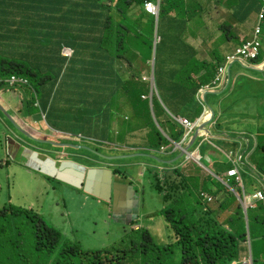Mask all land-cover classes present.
Returning <instances> with one entry per match:
<instances>
[{
    "label": "trees",
    "instance_id": "1",
    "mask_svg": "<svg viewBox=\"0 0 264 264\" xmlns=\"http://www.w3.org/2000/svg\"><path fill=\"white\" fill-rule=\"evenodd\" d=\"M144 1L0 0V92L4 95L16 92L20 96V118L45 113L53 130L73 133L81 141L97 144L117 141L125 146L126 133L119 131L116 135L112 129L117 121L115 111L120 110L114 103L120 93H127L149 108V102L143 99L146 96L143 90L149 91V82H144L137 67L155 60L160 97V100L154 97L152 102L155 120L169 140L181 141L184 131L172 117L192 122L202 117L204 108L197 95L201 88L213 83L227 55L217 48L219 40L232 43L235 49L241 46L246 40L239 37L237 26H243L253 15L257 18L264 8L263 0H226L236 24L225 22L219 26L221 36L214 43V51L210 50L211 59L202 58L200 49L188 40L199 39V30H206V4L162 0L157 24L153 15L143 11ZM220 1L215 0L223 6ZM134 6L140 12L133 21L130 10ZM190 24L194 30L188 29ZM262 40L260 55L250 64L264 62V30ZM65 47L74 50L72 59L61 56ZM133 49L141 52L139 64ZM146 68L151 70L150 66ZM254 74L258 76L260 71L254 69ZM12 77L27 80L28 84L11 86ZM237 77L234 81L237 86L229 85L228 94L234 96L235 102L247 100L255 108V114L264 116V82L244 74ZM225 92L211 96L220 98ZM206 104L210 105L208 100ZM1 113L4 114L0 109ZM143 115L139 114L131 131L146 133L145 154L168 147L169 142L150 112L146 113L149 120ZM212 123L216 133H220L218 136L229 140L226 149L234 155H243L240 171L245 195L242 185L224 178L233 168L227 161L216 162L212 167L221 180L206 173L203 176L204 170L198 166L192 175L181 173L178 164L167 167L166 172L148 168L153 190L165 206L158 216L173 232L169 243H162L158 234L153 236L149 230H133L138 225L132 223L116 248L85 254L76 247H65L60 260L52 259L51 264H70L76 259L86 260V264H241L242 246L249 239L260 242L256 251L251 245L253 264H264L263 202L248 207L246 230L243 203L223 183H228L242 201L244 196L264 190V127L245 134L248 141L245 144L239 136L228 133L229 127L222 125L217 112ZM201 163L205 165L203 160ZM118 174V170L113 171L114 176ZM205 197L214 198L216 210ZM23 228L29 231L26 237L33 241L36 253L50 255L59 245L61 236L57 230L47 226L33 211L10 206L0 211V264L25 263L17 242ZM153 229L154 233L159 230L164 233L163 224L157 223Z\"/></svg>",
    "mask_w": 264,
    "mask_h": 264
},
{
    "label": "rangeland",
    "instance_id": "2",
    "mask_svg": "<svg viewBox=\"0 0 264 264\" xmlns=\"http://www.w3.org/2000/svg\"><path fill=\"white\" fill-rule=\"evenodd\" d=\"M193 3L197 4V1L192 0V4ZM220 4H222L223 6H220L215 1H212L211 4L208 5V10L205 11L204 18L207 24V28L206 30H199L201 32V37L199 39L191 40V43L197 46L198 49H200V56L202 58L211 59L210 50L214 49V43L219 40L221 36L219 26H221L225 22H231L233 24H236V22H234V20L231 18L230 11L227 9V1L221 0ZM253 18L256 20L255 15H253ZM225 45H227V47L230 49L229 51H231V48L234 47L232 43H220L219 40L217 48L223 52V47ZM135 51L137 55V64H139L138 60L139 56L141 55V52L137 51L136 49H133V52ZM152 63L153 62H150L147 65L151 67V70H148L146 68L147 66H145L144 64H139V66L137 67V71L142 74L144 82L155 81V79L145 81L149 78V73L151 75V72L153 73L154 71V65ZM262 66L264 65H259V67L257 68H261ZM245 68L244 66H242V64H234V66L231 68L232 79L237 80V76H240L241 74H254V69L256 68V66L247 63ZM239 71H244L245 73H239ZM153 87H155V85L149 86L150 89H152ZM144 91L147 93L146 88H144ZM262 91L264 92V88L262 89ZM152 93L154 95L153 97H155L156 91ZM1 98H3V106L5 108H8L9 110L11 108L9 104V102L11 101V95L5 97L4 94L0 93V99ZM143 99L149 102V106L151 105L152 99L150 98V96L145 97ZM202 99L203 98H201V100ZM207 99L210 104L208 105V107H212L215 110L220 98L217 96H208ZM244 105L245 106H242V116L234 117L231 121L226 124L229 127V134L239 136V139H242V142L248 144V141L244 138L245 134H249L255 129L258 130L264 127V116L255 113L253 115L249 108H247L248 103L246 102V104ZM145 106V102H139L137 100V97L133 98L127 93H120L117 96L116 101L114 103L115 108H120V110L115 111V118L118 119L117 123L120 122V125L117 130L118 132L123 130L126 133L125 138H127L128 134H130V130H134V125L132 123L126 122V120L133 119L135 121L138 115V111H142ZM209 108L205 109L202 114V117H200L203 122H206L210 118ZM226 110L227 109H222V113H226ZM231 113L232 112H230V114ZM1 114L0 211H3L5 208H8L10 206L31 210L37 216H39V218L47 226L57 230L61 236L59 245L54 249V251L50 255H46L45 253H36L33 241L30 238L26 237L29 231L23 228L22 237L17 239V242L19 243L21 248V258L25 261L24 264H51L52 259L60 260V254L65 250V247H76L82 253L85 254L116 248L121 243L124 233L129 232L130 226L121 227L116 222H111L110 217H108L109 206L107 203H104L102 201L97 202L98 200L93 199L91 198V196L85 194V190H82V193L85 194L83 195L81 194V192L79 193L78 191L64 186L58 181L49 180L46 177L39 175V173L30 172L25 166H21L20 164H18L17 161L16 164L14 163V158L17 157V152L19 148H22V146L28 148L29 150L37 149V147H56L53 148L54 150L51 151L52 154H62L61 148L63 146L49 141L47 142V144L50 146L39 145L34 143L27 136L28 133L25 132V134H23L7 116ZM9 115L11 116L13 115V113H9ZM16 124L20 128H22L18 121H16ZM142 125L143 124H139V126ZM218 134L220 133L217 132V135ZM216 140V137L207 139V141L212 144H216L214 142ZM224 140H226V138H223V140L219 142H221L222 149L225 150L223 144ZM181 141H183V139ZM13 142L16 144L13 145ZM118 144L119 143L117 142L107 144L85 142L84 147L88 148V152L80 150H78V152L87 156H91L92 158H96L103 164H107L110 167V170L112 171L118 170L119 174L116 175L115 178L121 180L122 184L131 187L134 192H137V194H140L142 205L140 209L137 207L136 217L138 216V220L134 221L137 223L138 226L134 227L133 230H149L153 236H155L154 234H158L157 237L162 243H169L168 239L173 235V232L169 225L166 224L164 219L158 216L159 212L162 211L165 206L161 203L160 197L153 190L152 179L148 175L146 169L147 165H152L157 167L158 171L166 172L167 167L159 165L158 163H156V161H149L146 158L140 157H136L129 160H118L119 157L134 154L133 152L125 153L121 151L125 150V148L123 147L120 150L115 149L113 145ZM16 145H19L20 147L18 148ZM240 148L243 149V146L241 147V143ZM72 152L74 151H70V153ZM226 153H229V151H227ZM152 154L158 159L161 158V156L157 153ZM107 158L116 159H114L115 161L111 160L110 162L103 160ZM185 160L186 158L182 159L176 164H183ZM187 162V168H185L187 165V163H185V165H182V167L180 165L179 169L180 171H186L190 169V171H186V173H188V175H192V173L197 167L196 162L192 161L191 159H187ZM164 176L165 174H162V177ZM250 185L251 183L247 184L248 189ZM251 192L252 191L249 189L248 193ZM85 198L87 199L85 200ZM247 205L248 204H244V206ZM211 206L214 210L217 209L215 200L211 204ZM219 218L221 217H218V219ZM157 223L164 225L163 234H161L160 230L158 231V233H154L153 226ZM18 228L21 232V227L18 226ZM162 235H164V237ZM248 245H252L254 251H256L260 247V242H258L257 240H252V242L248 241V243L242 246L244 252L242 259L247 260L242 262L241 264H253V260H249L251 259V257ZM70 264H86V260H71Z\"/></svg>",
    "mask_w": 264,
    "mask_h": 264
},
{
    "label": "crops",
    "instance_id": "3",
    "mask_svg": "<svg viewBox=\"0 0 264 264\" xmlns=\"http://www.w3.org/2000/svg\"><path fill=\"white\" fill-rule=\"evenodd\" d=\"M196 1H199L202 4H206L207 10H208V5L211 4V2L215 1V0H196ZM138 12H140V8L138 6H134L130 10L131 20L136 18L135 16H137ZM256 22H257V18L255 20L252 16L243 26L242 25L237 26V30L239 32V37L242 40L253 38V28H254ZM188 29L194 30L195 27L192 26V24H190ZM227 45H225L223 47V52L226 51V54L232 53L235 50V45L233 48H231L232 49L231 51H229L230 49L227 47ZM262 65H263V63H262ZM258 70L260 71V75H258V76H256L255 74H247L246 76L251 77L252 80H259V81L264 82V66H262ZM235 86H237V85L235 84ZM228 92H229V90L226 91L222 97H220L219 103L216 107L217 110L216 109L214 110L211 107L220 116V119H221L223 126H226L227 125L226 123L231 121L234 117L242 116V112L240 114L237 113L238 107L245 106L244 104H246V102H247V100H243L241 102L240 99H239V101L235 102L234 96L232 94H228ZM6 96H10V93L8 95H5V97ZM208 96H211V94L206 93L204 95V97H198L197 100H200V102H203V99L205 98V100L207 101ZM201 98H203V99L201 100ZM2 100H3V98L0 99L1 103H2ZM9 104H10L11 108L9 110H8V108H6L7 111L9 113H13V118L19 122V124L24 128V131L26 133H28L32 138H34L38 141H45V142L49 141V142H53L55 144H59L60 146H63L61 148L62 154H60V153L52 154L51 151L54 150L53 148H56V147H52V146L48 145L47 143H46V146H50L51 148L37 147V149H30L29 150L28 148H25L23 146H22V148H19L20 146L16 145L19 148V150L17 152V157L14 158V160L17 161L18 164H20L21 166H25L32 173H38V172L31 169V167L34 166V167L41 168V171L43 170V167L39 166L37 161L45 163L48 160H51L52 162L55 163L56 169H59V166H61L63 163H71L72 164L71 166H66L64 168L65 172L69 173L70 181L64 180V179L63 180L65 182H67V184H70V186H67V187H69L75 191H78L79 193L81 192V194H83V195H85V194L89 195L87 193V191L92 192L94 195H98L99 191L105 188V185H106L105 184V177L107 176L106 171H109V172L111 171V179H112L111 202L107 203V202L102 201L104 203H107L109 206V208H108L109 216L108 217H110L111 222H116L121 227H127L131 223H134V221L138 220V216L136 217L137 207L140 209V207L142 205L140 194H137V192H134V190L131 187L122 184L121 180L116 179L115 176L113 175V171L110 170V167L107 164H103L102 162H100L96 158H92L91 156H87V155H84L82 153H79L78 149H76V146H83V143L82 142L78 143V141H75V139L77 138L76 136H78V135H75L73 133H67V132H59V131L50 129L47 126V124H45V122L43 121L42 115H40V116L36 115L33 118H29V119L20 118L19 111H20L22 105H21L20 96L18 94H16V92L12 93L11 101L9 102ZM248 107L251 109V113L254 115V113L256 112L255 108L252 107L250 104L248 105ZM203 108H204V106H203ZM222 109H227V110L231 109V110H229L226 113H222ZM230 112H232V113L230 114ZM117 122H118V119H117V121L113 122V127L114 126L116 127L114 129L115 132L118 131L117 129L120 125V122L119 123H117ZM126 122H130V120H126ZM207 130H210L213 132L215 131L213 126H209L207 128ZM121 132L124 133L123 130H121ZM128 133H129V131H128ZM225 133H226V131H225ZM221 135H224V134H221ZM215 137L217 138V140L214 141L216 144H212V143L211 144L214 145L216 151L206 152L205 155L203 153V155H204L203 161H204L205 165L201 163V158L196 159L195 162L199 168H201L202 170H205L203 172L213 176L214 178H216L218 180V177L214 174L212 167L216 162H225L226 154H227L226 152L229 151L226 149L225 144H227L229 141L227 139L223 141L224 148H225V150H224V149H222V145H219L218 141H222L223 138L225 139V137L222 136L219 138L218 135H216ZM145 138H146V133H142L139 131L132 132L130 130V134H128V137L125 139L126 146L123 147V148H125V150H121V151H123L125 153L133 152L134 154L133 155L130 154V155L124 156V157H119L118 160L119 159L129 160V159H133L136 157H140V158H146L149 161H153L151 158L146 157V156H152V157H155V156L152 154L151 155L145 154V148L143 146V145H145V143H144ZM198 141L200 143H203L204 145L206 143H210L204 137L199 138ZM15 144L16 143L13 142V145H15ZM114 148L120 150V148H118V147H114ZM70 151H74V152L70 153ZM137 153H141V154H137ZM32 154H37L36 160L33 159ZM180 154H181V152L173 153L172 157H169L168 152H165L161 155L159 154L161 156L160 161H162L164 163L163 164L158 163V164L162 165V166H166V167H172L174 164L180 162L181 160H177L172 164H167V162L173 161L176 157H179ZM155 158L158 159L157 157H155ZM103 160L108 161V162L111 161L109 159H103ZM112 161H115V160H112ZM143 165H145V164H143ZM180 165L181 164L177 165L178 168ZM181 167H182V165H181ZM187 167H188V163H187L185 168H187ZM148 168L149 169H157V167L152 166V165H147L146 169H148ZM186 171H190V169L186 170ZM186 171L181 170V173H186ZM203 172H202V175L205 176L206 174ZM225 175H226V173H225ZM225 175H224V177H225ZM87 183L89 184V187L87 186ZM80 187H82V189H79ZM106 187H107V185H106ZM229 189H231L230 186H229ZM82 190H85V194L82 193ZM202 196L204 198L205 195L202 194ZM112 197H113V199H112ZM91 198H93V197L91 196ZM86 199L87 198H85V200ZM93 199H95V198H93ZM96 200H98L97 202H100L99 199H96ZM111 208H112V210H111ZM245 217H247V215H245Z\"/></svg>",
    "mask_w": 264,
    "mask_h": 264
},
{
    "label": "built area",
    "instance_id": "4",
    "mask_svg": "<svg viewBox=\"0 0 264 264\" xmlns=\"http://www.w3.org/2000/svg\"><path fill=\"white\" fill-rule=\"evenodd\" d=\"M263 5H264V0H263ZM159 7H160L159 3L153 4L148 2L145 4V10L153 15H157L159 13ZM263 20H264V8L257 15V22L253 31V39L249 41H245L241 46L235 49L234 52L230 53V55L226 59L225 66L220 68L219 72L216 75L215 80L213 81V84L205 87L206 92H215V91L224 90V88L228 86L227 82L230 80L231 68L234 66V64L236 63L242 64V66H244L245 68L247 63L250 64L251 60H255L258 58L261 52V46L263 41L262 40ZM62 56L65 58H72L73 51L68 48H65L62 52ZM11 83L13 85H15L16 83H20L22 85L27 84L26 81L16 77H12ZM180 123L182 124L185 131L184 140L181 142L183 144L186 141V139L193 133L199 121L192 123L187 119H180ZM226 159L234 164V167L227 173V177L230 180L234 179L236 183L241 186L243 184V180L241 178L240 169H239L242 160L241 156L236 155L235 157V155L231 152L226 154ZM236 164H239V167L235 166ZM230 180H228V182H230ZM257 197L260 200L264 201V195L259 194ZM244 199H245L244 204H248L247 206H245L246 208H248L249 206H251L252 208L254 207L253 202H248V203L246 202L248 199L247 196H244ZM205 200L208 203L212 202V198L209 197H205Z\"/></svg>",
    "mask_w": 264,
    "mask_h": 264
},
{
    "label": "bare ground",
    "instance_id": "5",
    "mask_svg": "<svg viewBox=\"0 0 264 264\" xmlns=\"http://www.w3.org/2000/svg\"><path fill=\"white\" fill-rule=\"evenodd\" d=\"M113 1L116 2L117 0H113ZM160 1H161V0H145V1H144V5H145L146 3H148V2L153 3V4H158ZM77 2H79V1H77ZM130 15H131V14H130ZM153 16L156 18V22H158V20H159V16H160V11H159V13H158L157 15H153ZM135 17H136L135 19H137L138 16H135ZM135 19H133V20H135ZM263 30H264V29H263ZM253 31H254V30H253ZM188 40H189V42H191V40H195V38L190 37V38H188ZM262 48H263V41H262L261 49H262ZM229 55H230V53L226 55V57H225V61L223 62V66H225V64H226V59H227V57H228ZM259 55H260V54H259ZM258 57H259V56H258ZM263 63H264V62H263ZM153 65H154V70H155V64H153ZM221 68H222V67H221ZM24 81L27 82V80H24ZM234 81H236V80H229V81L227 82V85H231V84H232V86H234V85L236 84ZM27 83H28V82H27ZM148 85H149V86H152V85H155V86H156V82H155V81H153V82H149ZM143 93H146V92L143 90ZM205 94H206V91H205V88L203 87V88L200 89V91H199V93H198L197 96H198V97H204ZM144 95H147V94H144ZM143 97H145V96H143ZM145 107H146V106H145ZM148 112H150L152 119L154 120L156 126L158 127L159 125L157 124V122H156V120H155V114H154V108H153V105H150L149 108H144L142 111L138 112V115H137L135 121H134L133 119H131V120H130V123L134 124V122H135V123L138 122V120H139L138 117H140L139 114H140V115L145 114V115H143V117H145V120H149V119H148V116L146 115V113H148ZM241 112H242V110H241V106H240V107H238V111H237V113L240 114ZM163 118H164V117H163ZM172 118L174 119V117H172ZM178 118L182 119V117H178ZM164 119H165V118H164ZM177 123L181 125L180 122H177ZM181 126H182V125H181ZM198 127H199V125L195 127L194 131H195ZM115 128H116L115 126L112 127L113 130H114ZM207 128H208V127H207ZM207 131H209V133H205V134L201 135L200 137H198V138L196 139V141L194 142V144L191 146V148L188 149V150L184 153L183 157L179 159V160H182V159L186 158L185 162H184L183 164H181V165H185V163H188V162H187V159H191L192 161H195L196 159H200V158H201V160H203L204 155H205L206 152H210V151H214V150H215L214 145H212L211 143H206V144L204 145L203 143L198 142V139L201 138V137H204L205 139H209V138H214V137L217 135L216 131H214V132H213V131H210V130H207ZM160 132L164 135L165 139H167V141H168L169 144H170V145H169L170 147H173V148H175V149H178L180 152L186 147L184 144L181 143V141L176 142V143H175V142H172L171 140H169V139L165 136V134H164L163 131H160ZM184 133H185V131H184ZM184 133H183V134H184ZM147 136H148V132H147ZM191 138H192V136H190L189 142H190ZM203 153H204V155H203ZM175 159H177V157H176ZM175 159H174V160H175ZM226 161L229 162L227 159L225 160V162H226ZM229 163H231V164L233 165V167H234V164H233L232 162H229ZM235 166H238V167H239V164H236ZM39 174H40V173H39ZM40 175H42V174H40ZM42 176H43V177H46V176H44V175H42ZM46 178L49 179V180H55V181H58L59 183L63 184L64 186H70V184H67V182H65V181L62 182V181H59V180H57V179H55V178H51V177H46ZM224 178H227L228 180H230L227 176H225ZM221 179H222V178H221ZM67 180L70 181V179H69V175L67 176ZM241 187H242V190H243V195H245L246 193H245V191H244V188H243V186H241ZM79 189H82V187H80ZM232 191H234V189H232ZM259 194L264 195V190H261V191H258V192L255 191L253 194H249V196H247L248 199H247L246 202H247V203H248V202H253L254 204H257L258 202H263V200H260V199L257 197ZM236 197H237L238 201H240V202H242V203H245V201H242V199H241L239 196H236ZM263 204H264V203H263Z\"/></svg>",
    "mask_w": 264,
    "mask_h": 264
},
{
    "label": "water",
    "instance_id": "6",
    "mask_svg": "<svg viewBox=\"0 0 264 264\" xmlns=\"http://www.w3.org/2000/svg\"><path fill=\"white\" fill-rule=\"evenodd\" d=\"M152 79L154 80L155 77L154 75H152ZM223 93V90H221L220 94H216V95H221ZM0 109L1 111L4 112L5 116H7L13 123V119L12 117L7 113V110L0 104ZM210 110V118L206 121V122H202L199 127L195 130L190 142L186 145V147L181 151V154L179 155V157H177V159L171 161V162H167V164H172L175 161L179 160L180 158L183 157L184 153L191 148V146L194 144V142L196 141V139L198 137H200L201 135L205 134V133H209V131H207V127L212 123L213 118L215 116L214 114V110L209 108ZM18 128V127H17ZM19 129V128H18ZM20 130V129H19ZM21 131V130H20ZM22 132V131H21ZM23 134H25L24 132H22ZM27 136L31 139V141L38 143V144H42V145H46L45 142H40L38 140L33 139L31 136H29L27 134ZM76 149H86V148H81V147H76ZM33 155V159L36 160L37 158V154H32ZM145 157V156H144ZM151 158L153 161H156L157 163H164L162 161H159L158 159H156L155 157L152 156H146ZM116 158H110L109 160H114ZM39 166L43 167V170L41 171V168L38 167H31L32 170L46 176V177H51V178H55L59 181L64 182V180H67V176L69 175V173L65 172L64 168L66 166H71V163H63L61 166H59V169L55 168V163L52 162L51 160H48L45 163H42L40 161H37ZM45 168V169H44ZM106 177H105V188L99 191L98 195H94L92 192L87 191V193L92 196L95 199H99L101 201L110 203L111 202V195H112V179H111V172L106 171ZM64 179V180H63ZM91 184V183H90ZM92 185V184H91ZM87 186L89 187V184L87 183ZM132 190V189H131ZM114 197V196H113ZM112 197V199H113ZM245 215H247V213L244 211ZM248 227V226H247Z\"/></svg>",
    "mask_w": 264,
    "mask_h": 264
},
{
    "label": "clouds",
    "instance_id": "7",
    "mask_svg": "<svg viewBox=\"0 0 264 264\" xmlns=\"http://www.w3.org/2000/svg\"><path fill=\"white\" fill-rule=\"evenodd\" d=\"M161 2H162V0L159 2V4H160V7H159V11H160V8H161ZM115 6H116V4L114 5V9H115ZM143 11L146 13V14H150V15H153V14H151V13H148L146 10H145V5L143 6ZM157 24H158V22H156ZM253 39V38H252ZM252 39H250V40H252ZM246 41H249V40H246ZM245 41H243V43H244ZM242 43V44H243ZM65 48H67V47H65ZM64 48V49H65ZM238 48V47H237ZM236 48V49H237ZM63 49V50H64ZM68 49H70V50H72L73 51V56H72V58L74 57V54H75V52H74V50L73 49H71V48H68ZM63 50H62V52H63ZM235 51V50H234ZM61 56H62V53H61ZM63 57V56H62ZM64 59H72V58H65V57H63ZM151 62H153L152 64H155V60H153V61H151ZM253 65V64H252ZM262 65V64H261ZM263 65H264V63H263ZM256 66V68H255V70H258L259 68H257V67H259V65H255ZM239 73H245L244 71L243 72H241V71H239ZM152 75H154V77H155V70L153 71V73H151V77L150 78H148V79H146V81H149V80H152ZM17 78V77H16ZM22 79V78H21ZM23 80V79H22ZM230 80H232V76H231V73H230ZM10 83H11V81H10ZM22 85V84H20V83H16L15 85ZM28 84V83H27ZM26 84V85H27ZM11 86H14L12 83L10 84ZM156 87V86H155ZM155 87H153L152 89H150V88H148V92L146 93L147 95L145 96V97H148V96H150V98L152 99V101H151V105H152V102H153V93L152 92H155L156 91V98L157 99H159L160 100V97H159V94H158V92H157V89L155 88ZM205 87H207V86H205ZM204 87V88H205ZM229 87V85L226 87V88H224V90L226 91V89ZM224 90H223V92H224ZM220 92L221 91H215V92H206V93H210L211 95H216V94H220ZM1 93V92H0ZM12 93H14V92H11L10 94L12 95ZM1 94H3V93H1ZM223 94V93H222ZM221 94V95H222ZM145 97H143V98H145ZM197 98H198V96H197ZM21 99V98H20ZM199 102H200V100H198ZM203 106H204V110L205 109H207V108H209L208 106H207V104H206V100H205V98L203 99V102H200ZM0 104L2 105V103L0 102ZM3 106V105H2ZM4 107V106H3ZM5 108V107H4ZM38 108V107H37ZM6 109V108H5ZM7 110V109H6ZM7 113L9 114V112L7 111ZM214 114H215V111H214ZM37 115H42V117H43V121L45 122V124H47V126L51 129V127L48 125V123H47V120H46V115H45V113H41V114H37ZM11 117H12V119H13V121H14V124L22 131V132H24L25 133V131H24V128L22 127V128H20L17 124H16V120L13 118V115H11ZM174 119H175V121H178V122H180V118H176V117H174ZM182 119H187V118H182ZM187 120H189V119H187ZM190 121V120H189ZM196 121H199V123H198V125H200L203 121H202V119L201 118H199V120H196ZM195 121V122H196ZM192 122V121H191ZM195 122H192V123H195ZM128 123H130V122H128ZM211 124H213V123H211ZM209 125V126H212V125ZM197 125V126H198ZM208 126V127H209ZM182 129H183V131H184V128H183V126L181 127ZM158 129L160 130V131H162L161 129H160V127L158 126ZM17 131V130H16ZM115 132V131H114ZM194 132L195 131H193V133L190 135V136H193V134H194ZM116 133V135H118V131L117 132H115ZM29 135V134H28ZM184 135H185V133L183 134V137H182V139L184 140ZM225 135V134H224ZM30 136V135H29ZM190 136L186 139V141L183 143L185 146L189 143V139H190ZM219 138L220 137H222V136H218ZM81 137L80 136H78L76 139H75V141H78V143H80V142H82L83 143V146H76V147H81V148H86V147H84V143L85 142H90V141H81V139H80ZM34 139V138H33ZM126 139V138H125ZM36 140V139H35ZM40 142H45V141H40ZM115 142H117V141H115ZM182 142V141H181ZM35 143V142H34ZM45 143H47V142H45ZM118 143V142H117ZM37 144V143H36ZM39 145H42V144H39ZM114 147H118V148H120V149H122V147H124V145H113ZM126 146V145H125ZM78 150H80V151H87L88 152V148H86V149H78ZM165 152H168L169 154H173V153H178V152H180L178 149H175V148H173V147H170V146H168V147H163V148H161L160 149V151L159 152H152V153H157V154H163V153H165ZM152 153H150V155L152 154ZM231 153V152H230ZM153 155V154H152ZM239 155V154H238ZM241 156V155H240ZM235 157H236V155H235ZM241 158H243V155L241 156ZM107 159H110V158H107ZM159 161H160V159H158ZM239 169H240V167H239ZM241 170V169H240ZM230 171V170H229ZM228 171V172H229ZM111 172V171H110ZM227 172V173H228ZM227 173H226V175L225 176H227ZM240 175H241V171H240ZM241 178H242V176H241ZM218 180H221V178H218ZM232 180H234V179H232ZM243 180V179H242ZM235 181V180H234ZM236 182V181H235ZM223 183H224V185L226 186V187H228L229 188V185H228V183H226L225 181H223ZM237 184V183H236ZM238 186H240L239 184H237ZM243 186V185H242ZM231 191H232V188L230 189ZM232 193L235 195V196H238L237 195V193L236 192H234V191H232ZM101 201V200H100ZM207 202V201H206ZM212 202H213V198H212ZM208 203V202H207ZM211 203V202H210ZM209 204V203H208ZM243 207H244V211L247 213V210H248V208H246L245 206H244V203H243ZM246 221H247V226H248V217H246ZM135 223V222H134ZM132 224V223H131ZM130 224V225H131ZM129 225V226H130ZM247 230H248V227H247ZM249 241H250V239H249ZM248 248H249V251H250V257H251V259H249V260H253L252 259V255H251V252H252V249H251V245H248ZM249 258V257H248ZM243 260V259H242ZM247 259H245V260H243V261H241V263L242 262H244V261H246Z\"/></svg>",
    "mask_w": 264,
    "mask_h": 264
}]
</instances>
